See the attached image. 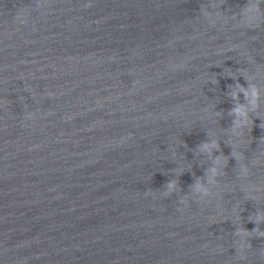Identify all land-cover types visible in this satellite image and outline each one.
<instances>
[{
	"label": "clouds",
	"instance_id": "obj_1",
	"mask_svg": "<svg viewBox=\"0 0 264 264\" xmlns=\"http://www.w3.org/2000/svg\"><path fill=\"white\" fill-rule=\"evenodd\" d=\"M261 2H264V0H249V3L247 7L244 9L243 15L248 19L253 15L261 16ZM247 80V87L240 83H236L232 89H238V91L233 92L231 90L230 97L235 101L234 107L230 111V115L234 117L232 128L233 130L239 129L238 136H242L244 134L243 130L248 127L249 121L254 123L252 119V113H256L259 117V110L261 108L262 103H264V89L260 87L259 84H257L255 81L250 80L248 76L244 77ZM243 94L244 102H240V94ZM261 126H264V123L261 124ZM199 148H202L203 150H209L211 149V154H213L214 150L220 149V143L212 140V141H206L201 143ZM243 156V154H241ZM219 157L216 156L214 161L215 165L219 164ZM238 161H240V170L243 176H247L248 174V167L243 164V161L240 159V157H236ZM220 167L212 166L206 170L205 177L207 183H205L204 179H197L196 182L191 185L192 191L194 193H197L201 199L204 197H209L212 195L211 187L213 185L217 184V177L220 175ZM167 187V193L173 192L177 188V184L175 181H170L166 185ZM252 199H255V196L251 197ZM183 203H187V197L182 198ZM256 219H252L255 221L257 227L252 231H247L243 229L244 232H254L259 229L258 225L261 223H264V213L257 212L255 214ZM260 230V229H259ZM237 235L244 237L240 231L238 230L236 232ZM260 236H264V232L260 231Z\"/></svg>",
	"mask_w": 264,
	"mask_h": 264
}]
</instances>
